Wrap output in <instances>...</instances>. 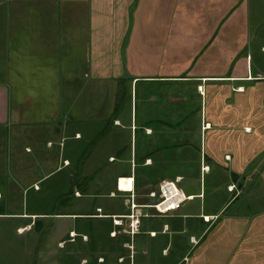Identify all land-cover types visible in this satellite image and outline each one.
Here are the masks:
<instances>
[{
	"label": "crops",
	"instance_id": "crops-1",
	"mask_svg": "<svg viewBox=\"0 0 264 264\" xmlns=\"http://www.w3.org/2000/svg\"><path fill=\"white\" fill-rule=\"evenodd\" d=\"M52 74L67 77L69 92L77 87L97 96L99 102L90 109L99 117L94 124L102 123L103 128L96 135H105L113 122L118 125L125 113L115 108L125 104L131 130L134 126L141 135H153L149 124L161 111L169 117L165 109L175 101L177 89L186 93L194 87L205 99L208 87H244L237 92L246 94L264 90V0H0V264H43L45 231L55 229L73 240L77 234L66 220H111L119 215L104 214L101 206L94 212H43V185L72 163L80 177L95 139L82 151L70 153L73 148H66L67 140L80 141L82 133L61 111L58 81L42 80ZM122 82L130 100L115 101L111 96ZM95 132L91 126L87 135ZM152 160L145 157V166ZM249 169L214 212L176 216L182 223L205 218L200 232L179 245L182 250L177 251L183 253L178 260L173 241L186 228L164 227L152 234L167 238L162 260L172 253L170 264H264V205L258 200L260 209L249 204L251 186L264 185V171L252 183L255 171ZM8 172L14 174L12 179L6 178ZM86 180L80 190L75 179L66 193L53 196L52 204L64 207L74 198L88 204L95 197ZM156 180V175L148 176L141 190L152 188ZM116 190L123 192L117 185ZM134 247L123 245L132 253Z\"/></svg>",
	"mask_w": 264,
	"mask_h": 264
},
{
	"label": "rangeland",
	"instance_id": "rangeland-1",
	"mask_svg": "<svg viewBox=\"0 0 264 264\" xmlns=\"http://www.w3.org/2000/svg\"><path fill=\"white\" fill-rule=\"evenodd\" d=\"M59 30L65 31V29ZM77 74H79L78 71ZM45 79L58 81V94L63 92L61 99L58 96L61 111L69 119L68 122L70 124L74 122L82 133V140L66 141V148H73L70 153L73 150L82 151L89 140L95 139L92 140L94 146L93 142L90 143L87 170H83L80 177L73 169L72 163L70 167L55 174L43 185V212H52L53 208L55 212H94L96 206H101L103 209L100 212L119 215L113 216L111 220L81 218L66 220L67 227L74 228L77 234L73 240L68 237L62 238L55 229L45 231L43 264H79L81 259L86 261L83 264H97L99 260H103L104 264H170L169 259L171 261L172 253L168 259H161L162 248L166 246L167 238L162 235L153 237L152 234L158 233L164 227L174 230L185 227L186 233L173 241L175 247L173 250L176 252L174 253L173 250L172 252L173 255H177L174 260H178L179 254L183 251L177 250H182L180 246L184 243L185 237L188 238L191 234L197 235L204 227L200 221L203 223L205 218H189L182 223L183 221L180 222L177 215L195 217L203 212H214L222 197H231L226 193L232 189L233 184L245 180L249 166L250 171H255L254 177L251 175L252 183H254L253 179L263 176L264 90H256L255 93L250 90L246 94V92H237L243 91L244 87L236 88V90H232L229 86L222 90L208 87L205 99L194 87L186 93L177 89L175 101H169L170 108L165 109L169 112V117H164L165 114L163 112L162 115L161 111L156 121L149 124L155 132L153 135H141L140 131L136 130L138 128L134 126L131 130L127 104L123 108L120 106L115 108L116 111L125 113L124 118L119 117L118 125L113 122L105 129V135H96L103 128L102 123L94 124V120L99 117L93 115V107L90 109L94 102H99L96 100L97 96L90 95L87 90L80 91L77 87L69 92L70 83L67 82L66 76L53 74L42 76V80ZM61 82L63 87L60 90ZM117 88L115 94L111 96L115 101L123 102L126 98L130 100L129 88L125 83L118 84ZM40 96L43 103V92H40ZM71 103L73 114L67 115L66 112ZM91 126L94 131L96 130L95 135H87ZM147 136L150 138L148 139ZM148 156L158 163L157 167L154 166L153 160L152 164L145 166L147 162L145 163L144 158ZM83 158L87 156H82V160ZM151 167L157 168V172L150 173L151 170L148 171V169ZM241 171L242 173L239 174ZM85 175L91 177L84 179L90 182L87 188L90 194L94 195V199L87 200V204L84 198H74L64 207L52 204L53 196L66 193L77 178L81 183L79 189L82 190V187L87 184L85 180H82V176ZM151 175L157 176L154 186L141 190L142 184L146 183V178ZM12 176H14L12 172L6 173V178L12 179ZM128 176L134 177V200L138 206L150 202L148 194L156 191L159 183L179 179L181 186L194 185L200 196L204 198L196 197L184 203L175 214L170 213L166 216L146 211V209H138L147 216L140 219L139 234L131 236L126 232L129 220L124 218L131 212V197L117 193L116 190L117 180L121 177L118 182L120 191H130L131 178ZM250 190L251 207H256L255 200L264 205V185L260 184L254 188L251 186ZM112 194L116 197H109ZM242 198L243 196L240 197ZM126 203L129 204L126 206ZM237 204L239 202H236L235 206ZM83 234L86 235L85 239ZM62 240V244L58 246V242ZM127 242L134 244L133 253L123 248Z\"/></svg>",
	"mask_w": 264,
	"mask_h": 264
},
{
	"label": "built area",
	"instance_id": "built-area-1",
	"mask_svg": "<svg viewBox=\"0 0 264 264\" xmlns=\"http://www.w3.org/2000/svg\"><path fill=\"white\" fill-rule=\"evenodd\" d=\"M120 178L117 180V189L119 190L118 182ZM181 180L176 181H163L160 183L159 187L156 191L151 192L148 195V199L157 197V191H159V199L161 200L158 204L152 205L150 202L145 205L138 206L134 203V180L132 179V190L130 192H122L127 193L131 197V212L124 216V218L129 220L128 224V233L133 236L139 232L140 228V219L141 217L147 216L143 215L140 212H137L138 209H146V211H152L158 215H167L169 213H175L181 209L184 203L193 200L194 196H186L184 193V187L180 185ZM197 195L196 197H199ZM116 222V221H115Z\"/></svg>",
	"mask_w": 264,
	"mask_h": 264
},
{
	"label": "water",
	"instance_id": "water-1",
	"mask_svg": "<svg viewBox=\"0 0 264 264\" xmlns=\"http://www.w3.org/2000/svg\"><path fill=\"white\" fill-rule=\"evenodd\" d=\"M184 193L186 194V196H194L196 197L198 194H197V189L194 185H188L187 187L184 188ZM159 195V191H157V197L156 198H151L150 200V203L152 205H156L158 204L161 200L159 199L158 197ZM255 204H256V207L258 209H260V205H259V202L257 200H255Z\"/></svg>",
	"mask_w": 264,
	"mask_h": 264
},
{
	"label": "bare ground",
	"instance_id": "bare-ground-1",
	"mask_svg": "<svg viewBox=\"0 0 264 264\" xmlns=\"http://www.w3.org/2000/svg\"><path fill=\"white\" fill-rule=\"evenodd\" d=\"M121 179V178H120ZM131 185H132V178H131ZM120 190V189H119ZM132 190V189H131ZM127 192H130V191H127Z\"/></svg>",
	"mask_w": 264,
	"mask_h": 264
}]
</instances>
